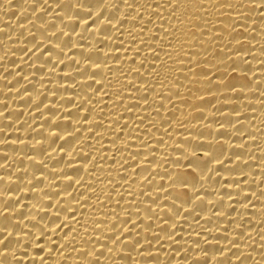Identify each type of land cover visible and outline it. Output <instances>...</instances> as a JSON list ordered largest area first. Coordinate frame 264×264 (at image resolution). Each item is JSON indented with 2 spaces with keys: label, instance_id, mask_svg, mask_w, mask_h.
<instances>
[{
  "label": "bare ground",
  "instance_id": "6f19581e",
  "mask_svg": "<svg viewBox=\"0 0 264 264\" xmlns=\"http://www.w3.org/2000/svg\"><path fill=\"white\" fill-rule=\"evenodd\" d=\"M0 264H264V0H0Z\"/></svg>",
  "mask_w": 264,
  "mask_h": 264
}]
</instances>
